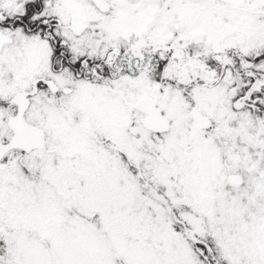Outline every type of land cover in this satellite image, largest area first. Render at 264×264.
<instances>
[{"label":"snow or ice","instance_id":"6c2138e0","mask_svg":"<svg viewBox=\"0 0 264 264\" xmlns=\"http://www.w3.org/2000/svg\"><path fill=\"white\" fill-rule=\"evenodd\" d=\"M0 264H264V0H0Z\"/></svg>","mask_w":264,"mask_h":264}]
</instances>
